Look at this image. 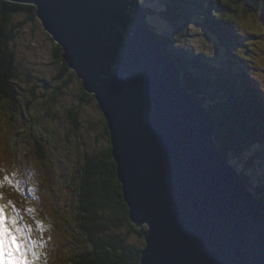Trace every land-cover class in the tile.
I'll list each match as a JSON object with an SVG mask.
<instances>
[{"label": "water", "instance_id": "water-1", "mask_svg": "<svg viewBox=\"0 0 264 264\" xmlns=\"http://www.w3.org/2000/svg\"><path fill=\"white\" fill-rule=\"evenodd\" d=\"M5 1L34 6L93 94L129 221L146 227L139 264H264V201L225 160L140 1Z\"/></svg>", "mask_w": 264, "mask_h": 264}, {"label": "trees", "instance_id": "trees-1", "mask_svg": "<svg viewBox=\"0 0 264 264\" xmlns=\"http://www.w3.org/2000/svg\"><path fill=\"white\" fill-rule=\"evenodd\" d=\"M140 4L148 17L166 23V32L158 33L166 58L182 68L183 85L214 122L215 141L224 158L240 170L249 189L264 201V0H140ZM229 12L245 15L259 25L255 22L245 27L246 21L241 25L238 19L226 16ZM35 21L34 6L0 0V116L5 115L13 125L20 108L15 83L24 63L15 61L10 44L26 32L19 36L18 30ZM256 26L260 33L253 32ZM194 28L210 40L211 47L193 51L185 47L180 38L192 35ZM49 39L52 61L59 65V81L70 70L59 45ZM81 93L80 104L90 97L84 90ZM67 114L77 129L78 108L72 107ZM19 118L22 127L24 121ZM31 149L40 171L52 181L50 167L44 162V146L33 140ZM71 179L79 184L72 202V223L51 208L42 213L44 221L53 224L52 229L43 231V264H139L144 245L127 240L135 237L143 241L145 228H136L129 221L110 147L87 156L81 173ZM3 194L20 208L18 197Z\"/></svg>", "mask_w": 264, "mask_h": 264}, {"label": "rangeland", "instance_id": "rangeland-1", "mask_svg": "<svg viewBox=\"0 0 264 264\" xmlns=\"http://www.w3.org/2000/svg\"><path fill=\"white\" fill-rule=\"evenodd\" d=\"M226 16L238 19L241 25L246 21L245 27L253 26L255 22L258 24L245 15L241 17L229 12ZM148 21L160 34L166 32L163 20L149 17ZM25 27L17 33L20 36L25 30L24 35L10 44L15 61H23L24 65L20 66L18 74L21 73V76L17 77L15 83L19 89L16 97L20 107L14 118L16 124L7 122L5 115L3 118L0 116V183L5 193L14 194L20 199L23 212L35 210L40 239L44 240L43 231L52 229L53 224L44 221L43 211L51 208L64 216L68 224L72 223L75 215L72 202L76 201L79 184L71 176L81 173L87 156L99 155L110 144L103 130V116L93 95L90 94L89 100L80 104L78 98L83 90L75 74L70 71L62 80L56 79L59 65L52 61V42L39 21L30 22ZM253 32L260 33V26ZM191 33L188 37L180 38L189 50L212 46L198 29H192ZM51 97L54 103H51ZM72 107L78 108L77 129L67 114ZM21 108L24 115L21 114ZM19 116L24 121L22 127L18 124ZM33 140H38L45 148L44 162L50 167L52 181L39 169L31 149ZM11 236L13 240L14 235ZM127 241L141 247L144 245L143 241L135 237H129ZM11 245H15V242H11Z\"/></svg>", "mask_w": 264, "mask_h": 264}, {"label": "bare ground", "instance_id": "bare-ground-1", "mask_svg": "<svg viewBox=\"0 0 264 264\" xmlns=\"http://www.w3.org/2000/svg\"><path fill=\"white\" fill-rule=\"evenodd\" d=\"M160 42V41H159ZM161 44V43H160ZM162 45V44H161ZM167 57V56H166ZM168 60V59H167ZM170 63H172L176 68H178L176 65H175V62H173V61H170V60H168ZM179 69V68H178ZM179 70H181V69H179ZM181 73H182V70L180 71V75H181ZM260 86V85H259ZM261 87H263V86H261ZM194 98V97H193ZM195 99V98H194ZM198 101V100H197ZM205 109V108H204Z\"/></svg>", "mask_w": 264, "mask_h": 264}, {"label": "flooded vegetation", "instance_id": "flooded-vegetation-1", "mask_svg": "<svg viewBox=\"0 0 264 264\" xmlns=\"http://www.w3.org/2000/svg\"><path fill=\"white\" fill-rule=\"evenodd\" d=\"M103 130H104V132H105V129H104V127H103Z\"/></svg>", "mask_w": 264, "mask_h": 264}]
</instances>
